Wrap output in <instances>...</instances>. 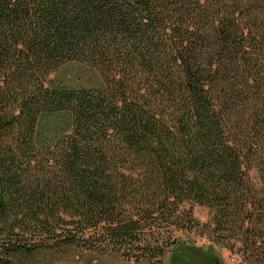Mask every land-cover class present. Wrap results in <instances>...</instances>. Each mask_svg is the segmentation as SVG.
<instances>
[{
  "label": "trees",
  "instance_id": "16d2710c",
  "mask_svg": "<svg viewBox=\"0 0 264 264\" xmlns=\"http://www.w3.org/2000/svg\"><path fill=\"white\" fill-rule=\"evenodd\" d=\"M194 205L264 264V0H0V264H166Z\"/></svg>",
  "mask_w": 264,
  "mask_h": 264
},
{
  "label": "rangeland",
  "instance_id": "374dc122",
  "mask_svg": "<svg viewBox=\"0 0 264 264\" xmlns=\"http://www.w3.org/2000/svg\"><path fill=\"white\" fill-rule=\"evenodd\" d=\"M96 79L98 75L94 70L79 63L68 64L50 76L52 83L65 88L89 86ZM192 216L198 226L190 232H178L175 235L179 243L165 256L166 264H245L236 250L230 252L218 246L209 247L211 234L206 226L211 223L212 212L208 208L194 205ZM87 259L81 260L79 264H135L133 261L116 258L113 255L94 254Z\"/></svg>",
  "mask_w": 264,
  "mask_h": 264
},
{
  "label": "built area",
  "instance_id": "2783aa9c",
  "mask_svg": "<svg viewBox=\"0 0 264 264\" xmlns=\"http://www.w3.org/2000/svg\"><path fill=\"white\" fill-rule=\"evenodd\" d=\"M232 261H233V259H232Z\"/></svg>",
  "mask_w": 264,
  "mask_h": 264
}]
</instances>
